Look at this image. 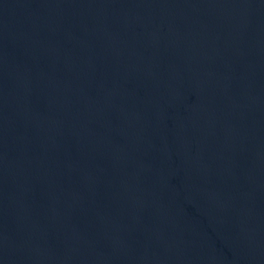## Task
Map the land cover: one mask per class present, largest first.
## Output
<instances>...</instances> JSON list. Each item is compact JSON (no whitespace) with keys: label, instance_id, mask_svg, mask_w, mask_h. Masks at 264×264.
Listing matches in <instances>:
<instances>
[{"label":"water","instance_id":"1","mask_svg":"<svg viewBox=\"0 0 264 264\" xmlns=\"http://www.w3.org/2000/svg\"><path fill=\"white\" fill-rule=\"evenodd\" d=\"M0 264H264V0H0Z\"/></svg>","mask_w":264,"mask_h":264}]
</instances>
